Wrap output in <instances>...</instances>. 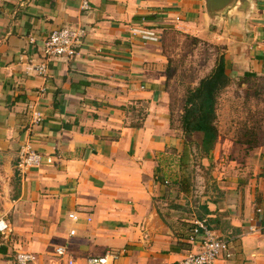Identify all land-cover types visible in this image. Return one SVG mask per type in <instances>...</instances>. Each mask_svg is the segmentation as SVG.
<instances>
[{
    "label": "crops",
    "instance_id": "1",
    "mask_svg": "<svg viewBox=\"0 0 264 264\" xmlns=\"http://www.w3.org/2000/svg\"><path fill=\"white\" fill-rule=\"evenodd\" d=\"M89 3L81 11L79 0H0V169L9 181L0 220L10 229L0 235V264H15L18 252L36 264H86L108 251L120 253L114 264H174L197 249L195 221L228 243L231 257L216 264H264V147L235 144L244 153L194 205L186 192H170L187 158L181 130L171 127L164 56L132 36L169 24L212 30L228 75L264 76V0L214 11L205 0ZM60 28L86 36L42 77L35 66L44 41ZM31 105L42 115L34 127ZM27 142L52 163L20 179L15 165Z\"/></svg>",
    "mask_w": 264,
    "mask_h": 264
},
{
    "label": "rangeland",
    "instance_id": "2",
    "mask_svg": "<svg viewBox=\"0 0 264 264\" xmlns=\"http://www.w3.org/2000/svg\"><path fill=\"white\" fill-rule=\"evenodd\" d=\"M173 25L157 30L160 42L156 44L164 56V87L169 97L171 127L181 130V139L187 149V162L181 171L180 182H183L184 192L191 196L190 201L194 205L199 201L196 197L205 191L206 186L213 188V175L218 176L233 155L244 153L235 144L264 147V76L240 78L237 73H229L230 84L217 99L218 138L209 158H206L199 150L201 135H183L181 116L188 91L196 88L199 81L213 71L224 46L212 35V30L190 31ZM232 146L236 147L234 151H230ZM8 183V176L0 169L1 197H7ZM170 189V192L180 190L175 183Z\"/></svg>",
    "mask_w": 264,
    "mask_h": 264
},
{
    "label": "built area",
    "instance_id": "3",
    "mask_svg": "<svg viewBox=\"0 0 264 264\" xmlns=\"http://www.w3.org/2000/svg\"><path fill=\"white\" fill-rule=\"evenodd\" d=\"M79 8L81 11L90 9L89 0H79ZM86 31L83 28H60L49 33L43 44L42 60L39 65L35 66V72L45 77L47 75V66L55 59H68L74 55V48L85 38ZM132 36L138 37L143 41L151 43H159L160 38L155 32L144 29L135 28L132 30ZM33 41L32 39L30 40ZM30 122L29 127L39 125L42 121V115L33 105L29 106ZM52 161L48 157L33 150L30 142H27L18 152L15 171L20 179H23L28 171L39 168L43 164H51ZM69 218L75 220L74 215ZM10 231L7 224L0 220V235H6ZM189 241L196 243L197 249L189 251L182 259L174 264H216L220 259H229L231 253L228 243L221 240L214 231H212L204 222L195 221L190 229ZM56 256L63 258L66 250L58 247L55 250ZM120 257V253L106 252L102 256L88 257L86 264H114ZM15 264H36L35 256L29 252H18L15 255ZM66 264H76L73 259L68 258Z\"/></svg>",
    "mask_w": 264,
    "mask_h": 264
},
{
    "label": "trees",
    "instance_id": "4",
    "mask_svg": "<svg viewBox=\"0 0 264 264\" xmlns=\"http://www.w3.org/2000/svg\"><path fill=\"white\" fill-rule=\"evenodd\" d=\"M229 84L230 77L226 73L225 60L223 56H220L213 71L201 79L196 88L188 91L185 99V107L181 116L183 135L189 137L195 133L200 134L199 150L206 158H209L218 138L216 127L217 99ZM253 146L249 144L248 148H253ZM182 157H187V149H184ZM175 185L184 192L183 182L175 183Z\"/></svg>",
    "mask_w": 264,
    "mask_h": 264
},
{
    "label": "water",
    "instance_id": "5",
    "mask_svg": "<svg viewBox=\"0 0 264 264\" xmlns=\"http://www.w3.org/2000/svg\"><path fill=\"white\" fill-rule=\"evenodd\" d=\"M206 6L208 9L214 11V10H220L231 3H234L235 0H205Z\"/></svg>",
    "mask_w": 264,
    "mask_h": 264
}]
</instances>
